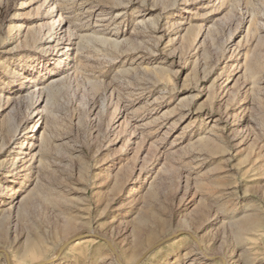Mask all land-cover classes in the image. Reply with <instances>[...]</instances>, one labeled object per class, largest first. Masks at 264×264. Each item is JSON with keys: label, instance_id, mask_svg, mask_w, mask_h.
<instances>
[{"label": "rangeland", "instance_id": "rangeland-1", "mask_svg": "<svg viewBox=\"0 0 264 264\" xmlns=\"http://www.w3.org/2000/svg\"><path fill=\"white\" fill-rule=\"evenodd\" d=\"M0 264H264V0H0Z\"/></svg>", "mask_w": 264, "mask_h": 264}, {"label": "bare ground", "instance_id": "bare-ground-1", "mask_svg": "<svg viewBox=\"0 0 264 264\" xmlns=\"http://www.w3.org/2000/svg\"><path fill=\"white\" fill-rule=\"evenodd\" d=\"M61 19H62V16L59 15L57 20H53L51 23H49L48 27H47V35H48V39L50 38H54L56 37V33L54 32V30H56L57 28H59V25L61 23ZM63 37V35H62ZM67 41V39H66ZM64 49V48H63ZM9 101V97L7 98V102Z\"/></svg>", "mask_w": 264, "mask_h": 264}]
</instances>
